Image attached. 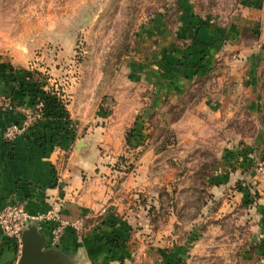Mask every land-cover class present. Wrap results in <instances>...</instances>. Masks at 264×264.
Masks as SVG:
<instances>
[{
    "label": "rangeland",
    "instance_id": "rangeland-1",
    "mask_svg": "<svg viewBox=\"0 0 264 264\" xmlns=\"http://www.w3.org/2000/svg\"><path fill=\"white\" fill-rule=\"evenodd\" d=\"M1 113L51 134L71 264H264V0H0Z\"/></svg>",
    "mask_w": 264,
    "mask_h": 264
},
{
    "label": "crops",
    "instance_id": "crops-1",
    "mask_svg": "<svg viewBox=\"0 0 264 264\" xmlns=\"http://www.w3.org/2000/svg\"><path fill=\"white\" fill-rule=\"evenodd\" d=\"M13 121H16L15 116L0 114V211L7 204H18L32 214H41L47 212L54 204H60L63 206V212L66 209L74 211L72 215H66L67 217H77L82 213V208L78 206V202V204L67 202V195L63 196L57 185V175L53 173L58 151L52 149L46 142L49 138L45 136L51 135L50 132L43 131V134L30 132L14 141H7L3 136L4 131L14 123ZM41 137L44 139L41 140ZM65 145L63 140L61 149H67ZM75 188L74 185L68 186V192ZM88 235L98 236L96 232ZM10 246L8 239H4L0 227V255L3 258L0 264L16 258L14 248ZM78 246L76 236L67 233L59 249L75 252ZM46 247H49V242Z\"/></svg>",
    "mask_w": 264,
    "mask_h": 264
},
{
    "label": "built area",
    "instance_id": "built-area-1",
    "mask_svg": "<svg viewBox=\"0 0 264 264\" xmlns=\"http://www.w3.org/2000/svg\"><path fill=\"white\" fill-rule=\"evenodd\" d=\"M28 126V121H25L22 124H13L9 126L4 132V139L7 141L16 140L19 136L25 133ZM55 216V213L52 211L41 214H32L21 205L7 204L0 211V227L6 239L17 241L21 244L23 233L32 221L44 218L54 219ZM63 231V226L57 227L53 231L52 242L50 241L51 245L55 244L54 241L61 239Z\"/></svg>",
    "mask_w": 264,
    "mask_h": 264
},
{
    "label": "water",
    "instance_id": "water-1",
    "mask_svg": "<svg viewBox=\"0 0 264 264\" xmlns=\"http://www.w3.org/2000/svg\"><path fill=\"white\" fill-rule=\"evenodd\" d=\"M18 264H71L68 255L59 248L46 247L48 238L40 233L37 221H32L22 236Z\"/></svg>",
    "mask_w": 264,
    "mask_h": 264
}]
</instances>
